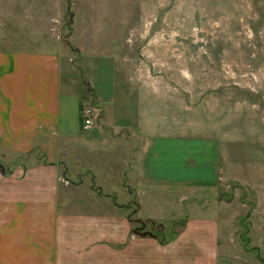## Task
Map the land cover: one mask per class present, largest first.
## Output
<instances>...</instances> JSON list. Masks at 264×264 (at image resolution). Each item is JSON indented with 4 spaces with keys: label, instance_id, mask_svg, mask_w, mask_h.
<instances>
[{
    "label": "rangeland",
    "instance_id": "1",
    "mask_svg": "<svg viewBox=\"0 0 264 264\" xmlns=\"http://www.w3.org/2000/svg\"><path fill=\"white\" fill-rule=\"evenodd\" d=\"M24 34L38 47L58 42L62 101L87 104L93 66L108 59L111 65L104 61L96 77L113 76L121 85L116 93L126 112L134 108L131 124H146L157 144L187 143L196 152L198 143L212 142V153L217 148L208 189L154 188L138 209L117 196L129 206L120 211L125 237L116 246L103 237L111 236L103 222L112 217L109 194L116 189L103 177L91 184L94 191L89 182L79 184L78 195H97L86 201L101 214L76 222V235L66 241L71 246L57 255L62 264H116L114 247L121 264H264V0H0V46L18 44ZM134 104L145 107L139 120ZM109 108V119L128 118ZM125 139L131 142L121 134L82 141L104 143L101 148ZM81 162L79 156L62 160L58 171L73 176ZM188 218L212 219L211 260L189 261L177 248Z\"/></svg>",
    "mask_w": 264,
    "mask_h": 264
},
{
    "label": "crops",
    "instance_id": "2",
    "mask_svg": "<svg viewBox=\"0 0 264 264\" xmlns=\"http://www.w3.org/2000/svg\"><path fill=\"white\" fill-rule=\"evenodd\" d=\"M35 32L33 30L30 37L33 38ZM24 38L16 45L0 46V263H65V258L62 261L57 255H63L71 246L66 241L76 235V222L85 219L84 216L101 214L91 200L86 201L97 195L76 193V187L79 189L83 182H89L87 188L94 191L91 184L97 181L96 178L103 177L112 183L110 189H116L114 194L108 193L113 199L112 217L103 222L111 231V236L104 234L103 237L108 240L111 237L113 246L125 237L120 233V211L129 206L120 205L126 203L117 196L129 197L130 204L134 203L138 209V204L143 198L147 199L146 196H150L148 191L154 188L168 187L179 192L183 188L190 190L200 186L208 189L212 186L216 156L213 161L212 158L216 146L212 153V142L198 143L196 152L187 143L157 144L146 124L139 128L131 124L134 108L126 112L122 96L116 93L121 85L113 80V76L105 81L96 77L97 72L104 70V61L111 65L110 60L98 58L93 66L95 73L90 85L97 107L90 106L94 126L84 128L81 119L78 120L79 110L87 105L83 99L81 108L78 103H73L74 100H61L58 42L54 39L42 41L43 45L38 47L25 34ZM136 105V119L139 120L145 107L139 111L140 106L134 104V107ZM109 107L124 110L128 118L109 119ZM95 117L101 119L95 121ZM118 134L131 142L125 139L123 144L114 142L100 148L104 143H92L93 146L82 141H100L101 137ZM131 135L135 137L130 139ZM78 138L80 144L75 143ZM62 144L65 145L63 149ZM60 151L64 153L60 154ZM78 156L82 161L78 170L73 176L64 171L66 175L63 176L58 171L60 162H69ZM96 187L98 192L99 186ZM86 205H92L93 209L89 210L91 207ZM210 208L212 205L207 204L206 209L211 211ZM71 221L74 225L70 224ZM93 222L99 223L98 220ZM195 234L199 236L196 238ZM215 239L216 230L211 218H188L184 221L182 235L175 242L177 248L188 252L189 261H208L215 252ZM87 245V242L80 244ZM117 250L113 248L114 255L118 254L114 259L116 264H121V253ZM67 264L76 263L70 261Z\"/></svg>",
    "mask_w": 264,
    "mask_h": 264
},
{
    "label": "built area",
    "instance_id": "3",
    "mask_svg": "<svg viewBox=\"0 0 264 264\" xmlns=\"http://www.w3.org/2000/svg\"><path fill=\"white\" fill-rule=\"evenodd\" d=\"M89 105H84L81 110V124L84 128L89 127L93 122V110Z\"/></svg>",
    "mask_w": 264,
    "mask_h": 264
},
{
    "label": "trees",
    "instance_id": "4",
    "mask_svg": "<svg viewBox=\"0 0 264 264\" xmlns=\"http://www.w3.org/2000/svg\"><path fill=\"white\" fill-rule=\"evenodd\" d=\"M94 96H92L91 97V100L87 103V105H89V106H91L92 108H96L97 106L94 104L95 103V101H94V98H93ZM82 97H80L79 99H81ZM81 101L80 100H78V107L79 108H81ZM81 117H82V114H81V109L79 110V115H78V120H79V122H80V119H81ZM120 205H127V204H120ZM130 218H132V217H130ZM160 238H161V235H160ZM160 238H159V240H160Z\"/></svg>",
    "mask_w": 264,
    "mask_h": 264
}]
</instances>
